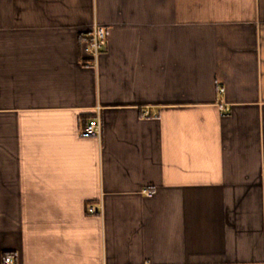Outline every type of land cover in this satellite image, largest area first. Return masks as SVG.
Segmentation results:
<instances>
[{"label":"crops","instance_id":"obj_1","mask_svg":"<svg viewBox=\"0 0 264 264\" xmlns=\"http://www.w3.org/2000/svg\"><path fill=\"white\" fill-rule=\"evenodd\" d=\"M7 255L264 264V0H0Z\"/></svg>","mask_w":264,"mask_h":264},{"label":"built area","instance_id":"obj_2","mask_svg":"<svg viewBox=\"0 0 264 264\" xmlns=\"http://www.w3.org/2000/svg\"><path fill=\"white\" fill-rule=\"evenodd\" d=\"M107 40H106V31L102 26H95L91 31V41L86 45V51L91 55L94 62L96 63L101 52L106 49ZM146 115H149L148 112H145ZM101 134V123L97 119L91 121L86 125L84 129L81 130L80 135L83 137H99ZM145 195L151 196V191L144 189L142 191ZM102 208V205H100ZM99 209L98 206L89 205L87 211L90 213H95ZM4 264H17L12 256L7 255L4 257Z\"/></svg>","mask_w":264,"mask_h":264},{"label":"trees","instance_id":"obj_3","mask_svg":"<svg viewBox=\"0 0 264 264\" xmlns=\"http://www.w3.org/2000/svg\"><path fill=\"white\" fill-rule=\"evenodd\" d=\"M87 43L91 41V33L89 36L86 37Z\"/></svg>","mask_w":264,"mask_h":264}]
</instances>
